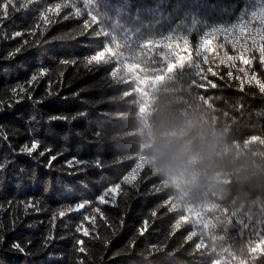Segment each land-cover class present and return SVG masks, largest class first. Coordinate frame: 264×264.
I'll list each match as a JSON object with an SVG mask.
<instances>
[{"label":"trees","instance_id":"trees-1","mask_svg":"<svg viewBox=\"0 0 264 264\" xmlns=\"http://www.w3.org/2000/svg\"><path fill=\"white\" fill-rule=\"evenodd\" d=\"M15 2L0 9V264H264V94L225 56L260 47L264 0H71L83 14L48 24L63 0ZM169 134L189 151L179 175L153 147ZM33 140L51 151L21 152ZM84 201L107 223L59 216Z\"/></svg>","mask_w":264,"mask_h":264},{"label":"snow or ice","instance_id":"snow-or-ice-1","mask_svg":"<svg viewBox=\"0 0 264 264\" xmlns=\"http://www.w3.org/2000/svg\"><path fill=\"white\" fill-rule=\"evenodd\" d=\"M9 6H11L14 11H22V10H25L27 7V5L25 3H22V2L16 3L15 0H4V2H0V9H4L3 15L5 18L8 15L7 9L9 8ZM65 9H75V11L66 12L65 15L62 17L63 19L79 17L83 14L81 11V8L76 6V4L71 2V0H63V2H57V3H54V4L50 5L49 7H47L43 12H41L39 14L38 19L40 21H42L44 24H48L52 21V19L54 17H59L61 12L64 11ZM49 14H51V15H49ZM87 16L90 17V11L87 13ZM92 18L94 19V17H92ZM35 27L38 28L39 25H36ZM91 27L92 26L90 25L89 20H85L84 29L82 30V33H83V31H86L87 29H89ZM95 31H96L95 28H92V31L89 34L93 35L95 33ZM261 31H264V28H262ZM23 34H24L23 32L17 31L14 34V37L21 36ZM32 34H35V33L33 32ZM221 47H223L222 44H221ZM232 47L235 51L239 52L240 54L237 56V55H228L227 53H225L227 62H229V63H227V65H226L225 59H221L219 61V63L221 65H226L227 67L238 68V71L243 73L242 84L243 83H247L249 85L254 84L255 86H258L259 92L261 94H264V80H262L261 78H258L256 72L251 67L253 61L256 60L257 57H255V56L249 57V56L245 55V53L258 52L259 53L258 62L261 64L262 67H264V38H262V43H261L260 47H258V48L246 49L243 45H234ZM17 51H19V49H17ZM94 60H95L94 54H92L88 57H85L86 64H91ZM237 60L240 62V64H242L246 67H238L236 64ZM74 62L75 61H72V63H74ZM63 63H69V61H63ZM95 66H97V65L95 64ZM207 71L212 72L213 75H217L216 72L212 71V68H208ZM39 75L43 76V75H45V73L41 72ZM227 75L229 77H232L233 72L229 71V72H227ZM236 78L241 79L240 77H236ZM36 79H37V76L32 77L33 81H35ZM204 79H206V77H204ZM208 83L210 84L211 87H213V88L216 87L215 83H212L211 81H209ZM201 87H204V85L202 84ZM240 91L243 92L244 88L241 87ZM51 119L56 120V119H67V118L54 116ZM39 147H40V142L38 140H33L30 145H27V144L24 145L23 148L21 149V152L27 153L28 155H32L34 152H36L37 155L44 156L46 151H48V152L51 151L50 149H48V150H41V151L37 152V149ZM51 159L55 160L56 156H52ZM82 163H84V162L69 161L68 166L73 167L76 164H82ZM96 166L97 167L101 166L99 161L96 162ZM2 167H3V165H0V169H2ZM138 176H139V171L137 169H131V172L128 175H124L122 177V182L124 184H130V185L135 186L134 180ZM119 189H121V183L120 182H117L114 185H112L111 187H109L103 195H100L98 197L99 203L100 204L110 203V201L108 199H106V197L112 195L113 199H115V194L118 193ZM29 206H31V204ZM81 209L91 210L95 214L99 215L101 220H103L105 223H107V218L104 216V213L101 210V208L93 206L91 204V202H89V201H84V202L77 204L75 206V208H70L68 210V212L61 211L59 213V216L64 217L65 215H68L70 212H80ZM154 215H155V212L150 213V216H154ZM84 221L89 222V224H91L93 226V228H95L96 215H93L91 217L88 215H84L83 221H81L80 225L75 228V231L77 233H79L81 231V229H83V235L88 236L89 230L84 228ZM148 227H149V220L145 219L143 221L141 229L139 230V234L143 235L144 231L147 230ZM2 242H3V238L0 237V243H2ZM82 243H83L82 240H79V239L76 240V244L79 245ZM13 247L16 248L17 250L21 251V252L23 251V248H21L19 243H15L13 245ZM78 251L83 253L85 251V249L83 247H80L78 249Z\"/></svg>","mask_w":264,"mask_h":264},{"label":"clouds","instance_id":"clouds-1","mask_svg":"<svg viewBox=\"0 0 264 264\" xmlns=\"http://www.w3.org/2000/svg\"><path fill=\"white\" fill-rule=\"evenodd\" d=\"M171 135L174 134H169V137H161L153 147L162 166L179 175L189 159V151L179 140L171 139Z\"/></svg>","mask_w":264,"mask_h":264}]
</instances>
